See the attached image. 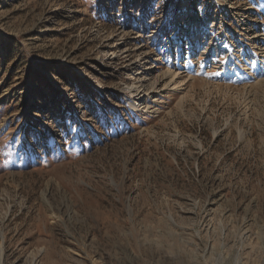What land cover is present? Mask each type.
I'll return each instance as SVG.
<instances>
[{"label":"rangeland","instance_id":"1","mask_svg":"<svg viewBox=\"0 0 264 264\" xmlns=\"http://www.w3.org/2000/svg\"><path fill=\"white\" fill-rule=\"evenodd\" d=\"M255 35L264 0H0V264H264Z\"/></svg>","mask_w":264,"mask_h":264},{"label":"bare ground","instance_id":"2","mask_svg":"<svg viewBox=\"0 0 264 264\" xmlns=\"http://www.w3.org/2000/svg\"><path fill=\"white\" fill-rule=\"evenodd\" d=\"M216 2L219 3V0H216ZM263 35V34H262ZM254 37H257V40H260V36L259 35H255ZM259 38V39H258ZM255 53L256 55L260 52L262 53V61L264 62V40H260L258 42H255ZM259 50V51H258ZM148 63H140L141 65V68H143V65H147ZM150 66L146 67L144 72H142L141 74V77L144 75L145 77H147L148 75L151 74L150 72ZM175 77H176V73L171 70V69H168L166 70L164 73H157L155 76H153V79L152 80H145L147 82V84H149L148 87H150V89H152L153 91H157V90H160V85L163 83L164 85L167 84L168 87H170L171 85H173V88L172 89H177L178 87L176 86L177 85V82L175 80ZM143 78V77H142ZM146 79V78H145ZM263 79V78H262ZM257 85L256 86H264V79L261 80L260 82L256 83ZM163 87V86H162ZM145 95L146 94H141V93H138L136 95V97L138 96V98H133L131 99V103L133 106L135 107H140L142 106L143 104H147L146 101H144L145 99ZM150 106V105H149ZM213 253V252H212Z\"/></svg>","mask_w":264,"mask_h":264}]
</instances>
